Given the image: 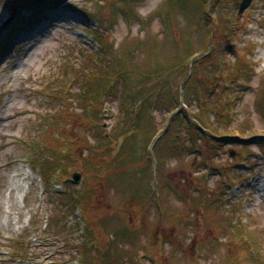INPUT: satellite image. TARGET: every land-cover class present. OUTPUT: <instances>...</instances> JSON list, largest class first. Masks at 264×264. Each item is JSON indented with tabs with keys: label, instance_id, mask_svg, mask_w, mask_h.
Returning <instances> with one entry per match:
<instances>
[{
	"label": "rangeland",
	"instance_id": "obj_1",
	"mask_svg": "<svg viewBox=\"0 0 264 264\" xmlns=\"http://www.w3.org/2000/svg\"><path fill=\"white\" fill-rule=\"evenodd\" d=\"M27 1L0 0V264H264V0Z\"/></svg>",
	"mask_w": 264,
	"mask_h": 264
},
{
	"label": "trees",
	"instance_id": "obj_2",
	"mask_svg": "<svg viewBox=\"0 0 264 264\" xmlns=\"http://www.w3.org/2000/svg\"><path fill=\"white\" fill-rule=\"evenodd\" d=\"M58 1L59 0H28L27 1V5H30V7H31V9H33V11H32V17L33 16H40L41 18L43 17L42 15H43V13H44V11H48V10H50L51 8H49V7H51V6H53L54 4H56V3H58ZM46 10H45V9ZM44 9V10H43ZM203 19H205V21L207 22V19L205 18V14L203 13ZM18 21L19 22H22V20H21V18H19L18 19ZM21 24H23V23H21ZM92 36H93V34H92ZM94 37H96V39L97 40H99V38H98V36H96L95 34H94ZM207 52V51H206ZM205 52V53H206ZM202 53H204V51H202ZM192 54V53H191ZM181 66H182V64H181ZM184 67H186V66H184ZM104 71H105V73H104V75H105V78H103L102 79V81H103V84H105L106 83V86L108 87L109 85H108V83L110 82V81H112L113 83H114V81L115 82H119L120 81V78L121 77H125L126 79H127V81L129 80V76H128V74H126V73H123V74H121V72H120V70H117V71H114V73H117L118 75L115 77V78H117V79H114V81L113 80H110L109 78H111V76H109L108 74L109 73H111V72H113L112 71V69H110V70H108L105 66H104ZM103 75V76H104ZM99 78V77H98ZM107 80V81H106ZM119 80V81H118ZM127 81L125 82L126 84H127ZM121 82H123V80L121 81ZM94 83H95V81H94ZM113 83H111V84H113ZM93 85H96V88H95V90H96V94H97V96H98V94H100L101 92H98L99 90H98V86H99V83L97 82V83H95V84H93ZM86 87L87 88H89V85H88V83L86 82ZM95 94V95H96ZM91 96V95H90ZM97 96H95L94 97V99H90L89 100V114H92V116H93V113H96V117L97 116H99L98 114H97V111H96V107H97V105L99 106V104L95 101L96 99H98V98H96ZM99 97V99H101V96L99 95L98 96ZM133 98V97H132ZM143 101L142 100H140L139 102H138V104L140 105L141 103H142ZM86 108V106L82 109V110H84ZM90 108H92L91 110H90ZM176 110V109H175ZM134 114H135V112H134ZM177 115V114H176ZM179 118V117H178ZM193 122L194 123H197L196 122V120L195 119H193ZM196 129V128H195ZM199 129V128H198ZM62 153V156L63 155H65V153L62 151L61 152ZM66 156V155H65ZM62 162H64V161H62ZM55 169H57V171L59 172L60 171V175L62 174L63 175V177H65V176H67V175H65L64 174V172H63V169H61V167H56ZM45 177H47V178H52L53 177V175H49V174H46V175H44L43 176V179H44V181H46L45 179ZM62 177V178H63Z\"/></svg>",
	"mask_w": 264,
	"mask_h": 264
},
{
	"label": "bare ground",
	"instance_id": "obj_3",
	"mask_svg": "<svg viewBox=\"0 0 264 264\" xmlns=\"http://www.w3.org/2000/svg\"><path fill=\"white\" fill-rule=\"evenodd\" d=\"M51 16H53V18H55V15L54 14H52V15H50V17ZM57 17V16H56ZM15 27V26H14ZM17 27V26H16ZM17 31H19V33H22L24 30L23 29H16ZM42 30H38L37 31V33H39V32H41ZM37 33H34V34H37ZM33 34V35H34ZM32 35V36H33ZM33 38H35V37H33ZM13 118H15L14 116H12V115H4V116H2V117H0V120L1 121H6V120H13ZM5 136V135H4ZM10 138H15L14 136H9ZM20 172V171H19ZM18 174V173H17ZM17 174L15 175V176H17Z\"/></svg>",
	"mask_w": 264,
	"mask_h": 264
},
{
	"label": "water",
	"instance_id": "obj_4",
	"mask_svg": "<svg viewBox=\"0 0 264 264\" xmlns=\"http://www.w3.org/2000/svg\"><path fill=\"white\" fill-rule=\"evenodd\" d=\"M263 103H264V101H263ZM72 179H73L74 182H78L80 180V175L77 174V173H73L72 174Z\"/></svg>",
	"mask_w": 264,
	"mask_h": 264
}]
</instances>
